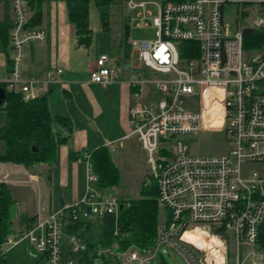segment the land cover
Returning a JSON list of instances; mask_svg holds the SVG:
<instances>
[{
  "label": "built area",
  "instance_id": "1",
  "mask_svg": "<svg viewBox=\"0 0 264 264\" xmlns=\"http://www.w3.org/2000/svg\"><path fill=\"white\" fill-rule=\"evenodd\" d=\"M113 1L130 11L142 4ZM259 2L153 3L154 14L148 13L153 36L129 38L131 72L124 82L134 102L128 110L130 131L125 138L135 137L145 152L148 176L156 181L159 203L168 213L160 215L154 245L119 252L120 264H159V255L170 251L180 254L187 264H264V46L244 50L241 29H231L225 17L226 5L252 3L247 6L259 9L253 22L264 28ZM0 4L8 6L11 19L10 71L0 82L27 101L46 93L50 84L62 82L63 69L24 74L25 47L45 40L46 32L39 25H28L33 10L27 0H0ZM183 41L198 46L185 49L191 55L187 58L180 57ZM134 53L137 67L132 65ZM118 72L117 60L101 54L88 71V81L108 86L118 81ZM202 131L223 133L228 150L191 152L188 139ZM114 142L105 144L110 151L115 149ZM97 180L86 161L82 199L55 211L37 212L28 229L18 227L15 217L1 250L27 239L47 264H75L73 255L86 245L79 234L67 233L65 227L78 220L95 222L105 215L117 219L118 197L97 188ZM197 231L205 234L207 247L183 238ZM117 246L112 247L116 250Z\"/></svg>",
  "mask_w": 264,
  "mask_h": 264
},
{
  "label": "trees",
  "instance_id": "2",
  "mask_svg": "<svg viewBox=\"0 0 264 264\" xmlns=\"http://www.w3.org/2000/svg\"><path fill=\"white\" fill-rule=\"evenodd\" d=\"M33 10L28 25H40L43 17V4L48 0H27ZM166 1V0H163ZM161 1V2H163ZM97 5L112 4L113 0H95ZM90 0H66L65 10L68 21L74 27V36L77 47H89L92 37V29L89 22ZM122 4V3H121ZM119 11L123 13L122 5ZM252 3H245L250 5ZM260 11L264 15V1L258 3ZM9 8L5 5L4 13L0 18V44L4 54L8 58L9 29L11 19ZM107 12L100 15L103 30L110 29ZM247 11L242 13L247 16ZM123 16V14H122ZM242 46L246 51L259 50L264 46L263 27H243ZM129 24L122 18L121 35L118 41L119 50L127 64H129L131 46L129 43ZM198 46L191 41L180 43V57L187 58V47ZM198 55L195 53V56ZM10 71V70H9ZM5 90V98L0 103V110L5 112V122L0 126V141L5 143V150L0 154V162L21 164L25 167L35 163L51 164L56 157L57 146L65 143L68 136L57 135L52 128L56 121L62 126L71 129L72 124L68 117L53 115L49 109L48 91L27 101L22 99L20 93L8 91L4 83L0 82ZM88 158L78 152H70L71 159L83 158L88 161L92 171L97 174L96 187L105 190L117 186L120 181V173L106 145H99L87 151ZM147 178V179H146ZM119 209L117 219L113 215H105L95 222L78 220L70 222L66 227L67 233L79 234L85 242L86 249L79 251L74 256L75 264H120L118 253L130 247L147 249L154 245L157 236V224L161 210L158 200V188L156 181L149 177L142 180L139 197L127 199L118 197ZM15 201L11 196L8 186L0 182V264H7L5 253L1 250L2 243L12 232L11 218ZM165 213L168 211L161 208ZM35 216L20 215L19 223L25 228H30ZM117 222L118 233L114 235L115 223ZM114 243H117L116 251L113 252ZM110 249L111 252L105 251ZM36 260L43 259L42 255L35 253ZM159 264H169L162 254L158 258Z\"/></svg>",
  "mask_w": 264,
  "mask_h": 264
},
{
  "label": "crops",
  "instance_id": "3",
  "mask_svg": "<svg viewBox=\"0 0 264 264\" xmlns=\"http://www.w3.org/2000/svg\"><path fill=\"white\" fill-rule=\"evenodd\" d=\"M51 1V15L48 14L47 10L43 11L42 22L39 25L45 30L46 38L42 42L31 43L25 47L23 71L25 75H32L44 73L50 69H63L60 76L62 82H54L48 86V103L51 113L68 117L72 127L69 129L56 121L52 123L53 131L57 135L68 136V140L57 146L56 157L51 164L35 163L25 167L21 164L0 162V182H4L8 186L15 201L13 215L18 219L20 215L30 217L35 216L37 212L48 213L55 211L64 205L72 204L82 199L86 185V161L83 158L71 159L69 157L70 152L85 154L99 145H105L108 141L116 140H121L117 152L126 148L129 159L135 155L133 146L142 150L135 137L125 138L130 131L128 110L134 102L131 96V88L124 82L131 72L130 65L125 62L117 46L118 53H120V58L117 59L119 67L118 81L112 84H121L120 91L127 90V94L125 102L118 107L114 117L118 129L113 131L111 129L103 130L96 124L97 113H99L97 99L93 97L89 98L88 101L83 95L80 96L81 89L79 86L82 83L97 86L96 88L102 87L99 84L88 81V71L93 67L94 62L87 61L82 63L80 54L86 48L76 46L74 27L68 21L65 4L54 0ZM136 2L142 3L141 6L138 5L130 11L119 1H114L110 4L112 7L111 12L117 18L118 13H120L121 18L124 17L129 24V31L132 28H144L152 31L151 16L145 6L152 5L154 7L153 3H159V1L139 0ZM119 4L122 5L123 13L119 11ZM3 13L4 10L2 15ZM49 18L50 22L48 21ZM139 19L143 22L144 27L140 26ZM90 27L93 30L91 24ZM120 35L121 30L119 38ZM9 70L10 63L5 54V59L0 60V79L7 77ZM74 86L76 88L73 92ZM104 87L107 88V86ZM76 97H79L78 101L75 100ZM88 102L92 104L90 105ZM125 140L131 141L125 143ZM122 141L124 142L122 143ZM18 227L23 228L24 225L18 223ZM21 241L4 252L7 264L13 263L12 252L21 253L27 260L32 262V250L29 246L22 244Z\"/></svg>",
  "mask_w": 264,
  "mask_h": 264
},
{
  "label": "rangeland",
  "instance_id": "4",
  "mask_svg": "<svg viewBox=\"0 0 264 264\" xmlns=\"http://www.w3.org/2000/svg\"><path fill=\"white\" fill-rule=\"evenodd\" d=\"M139 1V0H135ZM142 1H156L161 2L162 0H142ZM51 0H48L43 4V11L47 10L48 14L51 15L52 4ZM46 8V9H45ZM111 5L100 4L97 5L94 0H90L89 4V22L93 28L91 43L89 47L80 54V59L82 63L87 61L95 62L98 56L101 54H109L114 59L120 58V53H118V41L119 33L121 30V18L120 13L117 14L118 18L114 16L111 12ZM147 9H150L152 14L154 7L152 5H147ZM3 6L0 4V18L2 17ZM247 11V16H243L242 13ZM103 12H107L106 16L108 17L110 23V29L102 30L101 27V18L100 15ZM255 15H259V9L257 6H247V5H226L225 6V17L226 21L229 24L231 29L233 28H243L246 26L256 27L254 24ZM50 22V18L48 20ZM124 21H126L124 19ZM151 32V34H149ZM154 30L149 31V29H137L132 28L129 33L130 39H138L148 36H153ZM5 59V54L2 50L0 44V60ZM132 65L134 67L139 66V61L137 55L134 53L132 55ZM81 82V81H80ZM82 83V82H81ZM98 85V84H97ZM102 86V85H100ZM97 86L88 85L82 83L79 88L81 89L80 96H84L89 101V98L95 97L97 99V104L99 105V113L96 119V124L101 127L103 130L107 129L113 131L117 130V124L115 123V115L118 111V107L126 100L127 90L120 91L121 84L115 83L106 87L102 86L101 88H96ZM104 87V88H103ZM75 86L73 92L75 91ZM76 101L79 100V97H76ZM86 102V101H84ZM90 105L91 102H88ZM93 108V107H92ZM5 122V112L0 110V126ZM131 141V140H128ZM125 140V143L128 142ZM124 141H122L123 143ZM121 141L116 140L114 142L115 149L110 151L112 160L115 161V165L119 169L120 181L117 186L106 189L110 191L117 197H124L127 199L138 198L141 182L148 175V167L145 161L146 154L143 150L137 149L135 146V155L131 159L128 158V152L126 148L120 149L117 152V149ZM189 150L197 154H222L226 152L229 148L228 142H226L223 133L215 131H202L194 137L188 139ZM5 150V143L0 141V154ZM120 159V160H119ZM29 167V166H28ZM147 179V178H146ZM161 212L163 210L160 207ZM12 219H15L13 215L11 218V228L15 224L12 223ZM18 225L19 219L16 220ZM22 244L30 247V244L27 239L21 241ZM31 249V247H30ZM32 250V249H31ZM116 250H114L115 252ZM12 264H47L46 260L40 259L36 260L35 255L31 254L32 262L26 259L25 256L21 253L16 254L12 252ZM164 258L169 264H187L185 259L178 253L175 252H166L162 253ZM11 260V261H12ZM10 261V263H11Z\"/></svg>",
  "mask_w": 264,
  "mask_h": 264
},
{
  "label": "bare ground",
  "instance_id": "5",
  "mask_svg": "<svg viewBox=\"0 0 264 264\" xmlns=\"http://www.w3.org/2000/svg\"><path fill=\"white\" fill-rule=\"evenodd\" d=\"M145 8L148 10L147 12L152 14L151 10L147 9V6H145ZM183 238H186L188 241L199 247H207L209 245L205 234L198 231L195 233H186Z\"/></svg>",
  "mask_w": 264,
  "mask_h": 264
},
{
  "label": "water",
  "instance_id": "6",
  "mask_svg": "<svg viewBox=\"0 0 264 264\" xmlns=\"http://www.w3.org/2000/svg\"><path fill=\"white\" fill-rule=\"evenodd\" d=\"M5 90L2 86H0V103L2 102V100L5 98Z\"/></svg>",
  "mask_w": 264,
  "mask_h": 264
}]
</instances>
